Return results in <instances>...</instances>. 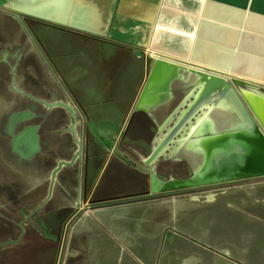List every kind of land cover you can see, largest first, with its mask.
I'll use <instances>...</instances> for the list:
<instances>
[{"label": "rangeland", "instance_id": "374dc122", "mask_svg": "<svg viewBox=\"0 0 264 264\" xmlns=\"http://www.w3.org/2000/svg\"><path fill=\"white\" fill-rule=\"evenodd\" d=\"M187 3L192 4L188 12L193 14L173 11L178 13L177 18L191 21L193 29L190 32L191 38L185 44L188 45L187 49H192L195 44L192 34L198 32L201 15H206L205 20L211 24L217 23L215 28H219L220 32L232 33L233 37L203 40L205 48H224L232 52L233 56H239L242 52L240 44L249 37L247 34L257 36L255 39L264 43V0H187ZM166 12L169 13L168 10ZM166 12L161 10L159 15ZM209 15L220 19L212 20L207 17ZM5 26L8 35L4 33ZM46 29L66 33L84 45L96 42L112 52L108 53L110 58L104 77L103 73L100 75L102 80L96 83L89 81L85 86L73 84L75 79L88 76L89 66L65 72L61 59L73 53H51L41 37L42 31ZM5 50L15 53L16 57L10 56L8 62L4 61L1 53ZM76 54L85 58L89 53L82 49ZM150 61L144 50L135 49L131 52L125 45H111L57 25L52 26L24 16L19 18L0 7V95L7 93L15 80L18 87L40 99L53 103L57 99L72 102L76 106V116L81 121L79 128L83 137L81 158L78 157L74 167L66 166L60 170L57 182L51 188L49 175L57 168L58 160L74 159L77 152L68 153L66 149L67 145L70 150L76 147V138L71 141L69 135L62 133L63 129L70 128L69 113L56 108L49 110L43 105L39 107L42 115L39 121L40 134L42 140L49 144H43V151L36 160L38 174L31 177L15 166L17 156L1 133L5 113L0 112V264H63L76 221L92 214L97 216V208L102 206L132 202L136 264H157V256L164 249L163 236L169 230H163L162 213H168L170 225L179 217H185L184 213L191 210L187 209V204L191 202L188 197L192 194L217 193L214 202L206 200L192 203L196 216L203 219L213 214L210 206L214 205L218 208V214L223 215L221 219H224L225 202L231 195L234 198L236 195L248 197L249 209L256 211V190L257 186L264 184V178L171 194L150 193L151 171L143 162V157L152 154L153 140L159 131L145 112L136 110L139 97L147 87L152 72V68L148 67ZM199 66L205 67L202 64ZM222 74L230 76L233 73L223 71ZM229 81V85L236 89V81L232 77ZM139 82L141 90L137 92L135 89ZM186 90L185 85L176 83L178 101ZM11 92L17 107H25L29 103L27 98ZM261 92H264V87ZM167 113L169 111L158 110L154 115L161 122ZM182 156L183 161L172 155L159 158L155 164L158 175L164 179H170L172 175L179 178L189 176V167H194L195 161L189 153ZM118 164L130 167L132 196L104 199L108 195L120 194L125 189L110 179L108 168L116 169ZM46 196L49 199L44 201ZM69 211L72 214L64 217V213ZM55 212L61 218L59 223H55L53 218ZM106 227L104 234L108 240L124 241L112 223H106ZM170 230L171 236L178 237L180 232L177 225ZM208 232L209 229L205 230L203 242H211ZM254 238V235L248 237L252 243L251 248L254 247ZM220 241L221 245L228 243L227 233L220 236ZM251 256L252 264H260L258 253H252Z\"/></svg>", "mask_w": 264, "mask_h": 264}, {"label": "bare ground", "instance_id": "6f19581e", "mask_svg": "<svg viewBox=\"0 0 264 264\" xmlns=\"http://www.w3.org/2000/svg\"><path fill=\"white\" fill-rule=\"evenodd\" d=\"M191 6L187 0H0L1 8L19 18L57 25L111 45H125L131 52L136 49L148 53L152 72L136 110L145 112L159 131L153 140L152 154L143 157L151 171L150 193L154 195L264 178V136L256 124L257 121L264 128V43L247 34L249 37L240 44L239 56L224 48H205L203 40L233 37L232 33L220 32L215 28L217 23L211 24L205 20L206 15H201L198 32L192 34L195 44L187 49L185 44L193 29L191 21L177 18L178 13L173 11L191 15ZM161 10L169 13L159 15ZM207 17L220 19L215 15ZM6 28L4 33L8 35ZM41 37L51 53H73L61 59L65 72L89 66L88 76L73 80V84L98 82L110 58L104 45H84L52 29L42 31ZM82 49L89 53L85 58L76 54ZM1 56L8 62L16 54L5 50ZM223 71L233 74L225 76ZM231 77L237 83L236 89L229 85ZM178 82L187 88L180 101L175 94ZM17 85L14 80L11 89L0 95V112L5 113L1 133L17 153L15 166L24 174H38L36 160L43 144H49L40 134L39 107L66 110L71 117L70 128L62 133L69 135L71 141L76 138V147L70 150L67 145L66 149L68 153L77 152L74 159L58 160L57 168L49 175L52 188L60 170L74 167L82 155L83 137L76 106L60 99L48 102ZM135 90H141L140 82ZM11 91L29 103L17 107ZM162 109L169 113L159 122L154 112ZM186 153L195 161L189 176L164 179L158 175L155 164L159 158L172 155L183 161ZM216 196L213 192L192 194L188 201H214ZM48 199L46 196L44 201Z\"/></svg>", "mask_w": 264, "mask_h": 264}, {"label": "crops", "instance_id": "0c3cea01", "mask_svg": "<svg viewBox=\"0 0 264 264\" xmlns=\"http://www.w3.org/2000/svg\"><path fill=\"white\" fill-rule=\"evenodd\" d=\"M106 53L112 52L107 51ZM107 69L106 66L103 77ZM99 77V80H102L101 76ZM135 82L136 80L132 83L135 84ZM125 100L130 102L129 98ZM108 169L111 173L110 179L121 184L125 189L120 194L108 195L104 199L132 196L130 167L118 164L116 169ZM248 199L240 195H236L235 198L231 195L227 198L224 206L226 208L224 219H221L223 215L218 214L216 205L210 206L213 214L209 218L203 219L196 216L192 204L194 202H190L187 204V209H191L187 211L189 214L185 212V217H179L170 225L168 213L163 211V230L169 229V233L167 232L168 236L167 234L163 236L164 249L157 256V264H252V253H258L260 264H264V184L257 186L256 211L249 209ZM97 209V216L92 214L74 224L63 264H136L132 202H124L118 206H102ZM70 214H72L71 211L64 213V217ZM53 218H55V223L61 220L56 212ZM106 223H112L120 231V236L124 241L108 240L104 234L107 230ZM173 225L178 226L180 232L178 237L170 235V228L174 227ZM208 229L211 242H203L205 230L208 231ZM224 233L228 236V243H225L228 244L227 246L220 244V236ZM250 235L255 237L253 248L248 239Z\"/></svg>", "mask_w": 264, "mask_h": 264}, {"label": "water", "instance_id": "95a60500", "mask_svg": "<svg viewBox=\"0 0 264 264\" xmlns=\"http://www.w3.org/2000/svg\"><path fill=\"white\" fill-rule=\"evenodd\" d=\"M256 124H257V127L260 128V130L262 131V134L264 136V128L257 121H256ZM13 153L15 154V156H18L17 153L15 152V150H13ZM30 159H32V157H30ZM189 168H190V172H191L192 168L191 167H189Z\"/></svg>", "mask_w": 264, "mask_h": 264}]
</instances>
